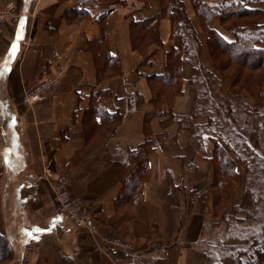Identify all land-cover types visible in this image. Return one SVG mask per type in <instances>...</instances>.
Returning <instances> with one entry per match:
<instances>
[{
	"label": "crops",
	"instance_id": "1",
	"mask_svg": "<svg viewBox=\"0 0 264 264\" xmlns=\"http://www.w3.org/2000/svg\"><path fill=\"white\" fill-rule=\"evenodd\" d=\"M194 1L224 0H0V10L10 5L19 16L0 33V235L10 264H235L209 242L207 225L220 218L210 191L214 145L240 177L229 186L231 204L245 164L224 136L204 134L197 148L184 126L194 121L202 74L219 79L210 32L234 39L219 18L202 23ZM252 8L264 25V7ZM57 70L52 89L22 105L23 91ZM61 174L99 234L128 239L131 251L105 246L55 213L49 181ZM26 246L33 250L23 263Z\"/></svg>",
	"mask_w": 264,
	"mask_h": 264
},
{
	"label": "rangeland",
	"instance_id": "2",
	"mask_svg": "<svg viewBox=\"0 0 264 264\" xmlns=\"http://www.w3.org/2000/svg\"><path fill=\"white\" fill-rule=\"evenodd\" d=\"M210 59L214 69L224 80L219 82L218 79L214 80L202 74L199 79L200 83L196 86L199 106L192 115L194 121L189 120L184 126L192 138V145L197 148L205 145L204 134L215 132L221 138L224 136L225 140H228L237 151L234 158L245 164L243 177L246 178V182L244 187L243 185L240 187L241 193L238 201L231 204L229 186L240 178L233 171L235 161L230 159V164L225 169L221 167L223 156H215L214 160L210 161L214 173V187L210 189L212 206L213 211L219 214L220 218L214 225H207L211 232L209 242L217 246L219 254L231 257L232 253L247 248L253 240H260L264 237V105L252 108L253 106H248L243 101L244 96L251 100L253 105L257 91L262 90L264 85V77L260 76L263 72L261 69L252 68L247 71L248 69L242 68V72L249 76L247 84L250 86L247 87L243 79L237 80L235 75H229L230 72L226 71L227 67H233V69L237 67L236 64L231 66V63L225 66L228 62L226 55L213 58L210 53ZM218 62L224 65V70L218 67ZM233 79L234 85H232ZM226 81L229 83V89H241L242 99L232 97L233 94L229 92V89L227 92L222 90L223 83ZM247 88H250L251 95L245 92ZM2 98L0 93V99L3 100ZM231 134L233 137H230ZM1 142L0 138V152L3 150ZM222 154L228 157L225 152ZM204 195L205 193L202 192L196 206L203 207ZM91 236L95 239L99 237V241L100 238L118 237L100 235L98 228L96 234H91ZM11 260L12 257L9 256L8 259L1 260L0 264H10Z\"/></svg>",
	"mask_w": 264,
	"mask_h": 264
},
{
	"label": "trees",
	"instance_id": "3",
	"mask_svg": "<svg viewBox=\"0 0 264 264\" xmlns=\"http://www.w3.org/2000/svg\"><path fill=\"white\" fill-rule=\"evenodd\" d=\"M194 3L193 6L197 16L202 23H207L214 17L219 18L223 23L230 24L229 30L234 39L231 43L225 42L218 34L210 32L208 43L211 56L217 58L220 55H226L228 60L225 63L226 67L228 63H231V66L232 64L237 65L234 69L233 67H227L226 71L230 72L229 75H235L237 80L243 79L247 87L250 86L247 84L249 76L242 72V68L248 69L247 71L252 68L261 69L263 72L260 76L263 75L264 77V25L260 24L263 19L262 12L252 8V6L259 5L264 7V0H224L219 6L214 7L201 4L198 1H194ZM169 9L177 10L179 17H183L181 3L172 1ZM217 65L224 70V65H221V62H218ZM223 80L224 78L219 76L218 81L222 82ZM232 83L234 85V79ZM247 89L245 92L251 95L250 88ZM240 90L229 89V92L233 94L231 95L232 97L242 99ZM253 101L252 108L264 105V93L262 90L259 89L257 91ZM222 153L224 152L215 146L212 160H214L215 156H223L221 167L225 169L230 164V160ZM9 256L10 258L12 257L10 245L7 239L0 235V261L8 259ZM231 258L235 264H264V237L260 240H253L247 248L232 253Z\"/></svg>",
	"mask_w": 264,
	"mask_h": 264
},
{
	"label": "built area",
	"instance_id": "4",
	"mask_svg": "<svg viewBox=\"0 0 264 264\" xmlns=\"http://www.w3.org/2000/svg\"><path fill=\"white\" fill-rule=\"evenodd\" d=\"M11 6L6 5L0 10V33L5 23L9 20L15 22L19 16H14ZM62 74L57 70L51 76L40 79L33 87L23 91L20 101L22 105L31 107L37 103L47 92H49ZM69 178L67 174L57 175L49 181L51 197L54 204L55 213L62 215L67 223L75 228L83 229L89 234H96L97 226L89 211L80 198L72 196L68 191ZM101 244L122 251H131L133 244L121 237L112 239L100 238ZM33 250L31 246H26L24 252L27 254L22 258L23 263H28V254Z\"/></svg>",
	"mask_w": 264,
	"mask_h": 264
},
{
	"label": "snow or ice",
	"instance_id": "5",
	"mask_svg": "<svg viewBox=\"0 0 264 264\" xmlns=\"http://www.w3.org/2000/svg\"><path fill=\"white\" fill-rule=\"evenodd\" d=\"M23 27H24V20L22 19L21 20V23L19 25L20 31L17 34V40L22 39V30H23ZM17 51H18V45L16 43H14L12 45V48L10 49V55L12 57H15ZM4 71H7V68H5ZM2 75H3V73L0 72V76H2Z\"/></svg>",
	"mask_w": 264,
	"mask_h": 264
},
{
	"label": "bare ground",
	"instance_id": "6",
	"mask_svg": "<svg viewBox=\"0 0 264 264\" xmlns=\"http://www.w3.org/2000/svg\"><path fill=\"white\" fill-rule=\"evenodd\" d=\"M18 19H16L15 23H17Z\"/></svg>",
	"mask_w": 264,
	"mask_h": 264
}]
</instances>
